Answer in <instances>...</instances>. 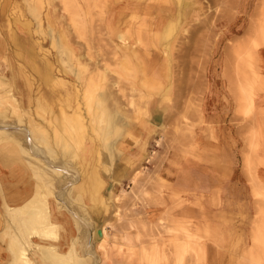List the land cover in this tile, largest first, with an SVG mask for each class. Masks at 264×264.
<instances>
[{"label": "rangeland", "instance_id": "1", "mask_svg": "<svg viewBox=\"0 0 264 264\" xmlns=\"http://www.w3.org/2000/svg\"><path fill=\"white\" fill-rule=\"evenodd\" d=\"M146 1L154 6L150 9L153 13L150 17L135 15L124 20L122 12L131 11L135 5L146 6V2L114 0L106 7L107 3L103 0H0V15H6L4 19L0 17V30L3 29L0 38L10 42L8 51L24 53L22 58L6 55L0 60V130L7 131L4 136L6 141H3L7 142V146L20 141L21 145L14 147L21 153L22 149L26 150V136L28 133L30 136L31 132L35 148L31 145L30 149L33 156L40 160L42 169L35 171L28 159L23 157L29 162L36 180L44 186V195L54 198L56 193V196L63 195L62 201H65L68 189L83 176L81 160L84 150L92 146L99 155L104 151L111 156L125 136L129 117L133 114L147 116L151 107L160 106L157 101H151V97L137 92L138 88L129 85L130 80L119 72L132 66L130 59L124 56L131 52V48L144 54L138 57L147 58L157 70L167 64L175 85L187 75L185 80L188 85L172 89V93L182 94L181 103L173 93L171 103L162 104L168 114L175 117L157 135L155 146L186 145L192 128L189 117L199 109V100L206 91L208 81L206 69L212 63L222 71L223 92L236 103L233 110L239 116L237 122L255 128L259 124L260 106L255 100L264 93V0H186L193 2V7L188 16L175 25L176 28L170 20H162L158 16V7L164 6V3ZM172 5L177 9L175 4ZM159 23L169 26L159 33ZM119 33H124L123 39L117 37ZM15 42L21 47L15 48ZM70 52L74 55L71 56ZM34 61L40 69H43V63L50 64V84L39 80L32 71H28V75L32 74L28 76L29 80L19 79L13 84V76L6 71L11 63L21 62L25 66ZM84 64L88 65L87 69L83 68ZM142 64L144 67L147 65L146 62ZM16 73L20 74L19 71ZM241 89H245L247 97ZM77 104L81 108L79 113L76 112ZM92 109L93 113L89 114ZM161 109L154 108L153 111L165 113ZM159 120L153 118L151 121L160 127ZM249 132L251 134L252 131ZM46 167L57 168V172L54 170L47 174ZM251 178L258 202V223L253 234V246L242 257L240 264H264L261 260L264 259V248L259 258V246L255 243L261 238L264 245V185L254 174ZM48 185L54 194L46 192ZM110 193L113 198L112 192H108V200ZM38 196L33 198L34 203L39 200ZM12 216L13 211L4 216L9 224L0 235V240L3 243L7 240L8 243L9 257L4 264L15 262L11 252L13 248H9L12 235L21 241L17 245L28 246L26 255L35 254L30 244L34 235L43 240L54 238V232L47 235L38 230L29 234L24 232L18 224L15 225ZM43 217L50 220V211ZM166 222L167 229L163 226L165 222L157 227L140 224L147 239H156L151 240L153 244L150 248H144L145 255L164 249L163 237L167 234L172 236L169 247L173 260L175 258L172 264H197L189 261L191 258L196 260L197 253L193 246L195 237L190 234L188 226L184 223L176 225L169 219ZM33 223L35 228L43 224H38L35 219ZM89 224L94 225L93 222ZM86 233H89L88 230ZM83 261L84 264L86 259Z\"/></svg>", "mask_w": 264, "mask_h": 264}, {"label": "crops", "instance_id": "2", "mask_svg": "<svg viewBox=\"0 0 264 264\" xmlns=\"http://www.w3.org/2000/svg\"><path fill=\"white\" fill-rule=\"evenodd\" d=\"M147 3L122 12L124 20L132 17V12L150 17L153 13ZM5 16L0 15L1 19ZM168 26L159 23L157 31L160 33ZM117 37L123 39L124 33ZM4 39L0 38V60L6 55L24 56L21 51H8L10 42ZM15 46L21 47L18 42ZM130 51L124 56L132 66L119 71L130 80L129 85L151 97V101H157L160 106L154 107L155 110H165L162 104L171 103L174 95L180 102L182 94L173 91V95L172 89L188 85L187 75L175 85L167 64L157 70L147 58L138 57L144 54L132 48ZM142 62L147 63L146 67L140 65ZM23 64L11 63L6 69L13 76V84L19 79L29 80L32 74L28 75V71L50 84V64L43 63V69L35 61L31 65ZM201 75L204 77L203 69ZM205 77L206 91L199 100V109L189 117L192 128L185 146H155L157 135L175 117L167 110L161 114L151 107L147 116L131 115L125 136L111 156L104 151L99 155L92 146L87 149L82 146L83 176L71 185L62 203L47 198L50 220L57 228L54 238L43 240L34 236L32 240L43 245L54 244L62 253L74 247L86 259L84 264H172L175 261L169 250L172 236L165 234L164 249L147 256L144 248H150L151 240L156 239H147L140 228L142 223L157 227L165 222L163 226L167 229L169 219L176 225L186 224L195 237L196 260L191 258L190 262L240 264L253 246L258 223V202L251 175L264 185V93L255 100L260 106L257 127L241 125L233 110L236 103L223 92L222 71L212 63ZM153 118L161 119L160 127L152 123ZM42 186L16 147L0 146V235L9 224L4 217L9 209L22 207L37 194L44 196ZM108 192H112V200L106 197ZM100 225H108L107 236L99 242L91 240L90 234ZM89 245L92 251L87 254ZM7 247V240L5 243L0 240V264L8 260Z\"/></svg>", "mask_w": 264, "mask_h": 264}, {"label": "bare ground", "instance_id": "3", "mask_svg": "<svg viewBox=\"0 0 264 264\" xmlns=\"http://www.w3.org/2000/svg\"><path fill=\"white\" fill-rule=\"evenodd\" d=\"M103 1H105L106 3H107V6L106 7H109L110 6V4H112L113 2H114V0H103ZM141 1H143V0H141ZM145 2H147L146 0H144ZM150 1V0H149ZM152 1V0H151ZM158 2H161V3H164L165 5L163 6V5H159V7H158V9H159V11H158V16H160V18L162 19V20H170L172 23H171V25H174V27H175V25L177 26V24H178V22L181 20H183L186 16H188V11L190 10V8L191 7H193V2L192 3H189V2H187L186 0H157ZM174 3H173V2ZM216 3V2H215ZM147 4H149V3H147ZM172 4H175L176 5V8L177 9H174L173 8V5ZM154 6L153 5H150L149 4V10L151 9V8H153ZM137 9H139V8H137ZM133 11V10H132ZM151 11V10H150ZM134 12H132V16H135V14H133ZM36 16H38V15H36ZM143 16V15H142ZM145 16V15H144ZM129 17H131V15L129 16ZM146 17V16H145ZM38 18V17H37ZM125 18V17H124ZM38 19H40V18H38ZM130 19V18H129ZM140 20V19H139ZM40 22H42V21H40ZM169 23V22H168ZM41 28V27H40ZM173 28V27H172ZM176 28V27H175ZM259 28V27H258ZM130 29V28H129ZM174 29V28H173ZM133 30V29H132ZM251 30L253 31V30H255V29H252L251 28ZM250 30V31H251ZM257 30V29H256ZM13 31V30H12ZM169 31H170V29H169ZM249 31V32H250ZM139 32V31H138ZM167 32H168V30H167ZM236 32V31H235ZM171 33V32H170ZM13 34V33H12ZM168 37V36H167ZM254 40V39H253ZM36 41V40H35ZM123 41V40H122ZM242 47V46H241ZM38 48H39V46H38ZM123 48V47H122ZM67 54H68V52H67ZM70 54H71V56H73L74 55V53L73 52H70ZM33 55V54H32ZM68 56H70V55H68ZM70 56V57H71ZM71 59H73L72 57H71ZM78 59L79 58H77V61H78ZM37 60V59H36ZM39 60V59H38ZM69 61H72V60H70L69 59ZM74 61V60H73ZM75 62V61H74ZM240 62V61H239ZM245 63V62H244ZM81 65V64H80ZM143 65V64H142ZM87 64L85 65L84 64V66H83V68H85V69H87ZM239 66V65H238ZM143 67V66H142ZM34 75V74H33ZM35 76V75H34ZM249 78V77H248ZM246 79V78H245ZM250 79H252L251 77H250ZM249 79V80H250ZM118 85V84H117ZM242 86V85H241ZM243 87V86H242ZM242 91H243V94L247 97V92H245V89L243 90V89H241ZM29 91V90H28ZM246 91H247V89H246ZM30 94V93H29ZM27 98V97H26ZM52 98V97H51ZM249 98V97H248ZM10 99H12V98H10ZM23 100V99H22ZM13 101V100H12ZM24 101V100H23ZM103 101V100H102ZM14 104H15V107L17 108V104H16V100H15V98H14ZM133 104V103H132ZM78 106H76L77 107V109H76V112L77 113H79L80 112V110H81V108H80V106H79V104H77ZM91 109V108H90ZM92 112H90L89 114H92L93 113V109L91 110ZM88 114V115H89ZM37 115V114H36ZM81 118V117H80ZM78 119V118H77ZM75 121H76V119H75ZM83 123V122H82ZM82 123H80V125L82 126ZM76 124V123H75ZM79 125V126H80ZM75 126V125H74ZM76 126H77V124H76ZM86 127V126H85ZM5 128V127H4ZM37 129H39V127L37 126L36 127ZM5 129H2V130H0V146H7L6 145V143L7 142H3V141H6L5 140V137L4 136H6L7 134H6V132L7 131H4ZM10 136V135H9ZM26 137H28V142H27V145H25L26 146V150H23L22 149V153L24 154L23 156H25L27 159H28V161L30 162V165L33 167V169H35V171L36 170H38V169H42V165L40 164L41 162H40V160H38L37 158H35V156H33V152H32V150L30 149L31 148V145H33L34 147L33 148H35V144L33 143L34 142V140H33V138H32V136H31V132H30V136H29V133H28V136H26ZM21 138V137H20ZM27 139V138H26ZM30 139V140H29ZM7 140H10V139H8L7 138ZM16 140V139H15ZM14 142V141H13ZM20 141H15V145L16 146H20L21 144L19 143ZM36 142V141H35ZM39 142V141H38ZM24 143V142H23ZM47 144V143H46ZM15 145H13V146H15ZM27 147L29 148V150L27 149ZM37 149V148H36ZM34 151V150H33ZM35 155H37V154H35ZM39 159H41V158H39ZM42 161H44V160H42ZM28 162V163H29ZM44 166V165H43ZM47 169H46V172H47V174L48 173H50V172H54V170H55V172H57L56 170H57V168H55L54 170H52V169H49L48 167H46ZM45 169V168H44ZM60 171V170H59ZM143 171H145V170H143ZM65 173V172H64ZM52 174V173H51ZM59 174H61V173H59ZM50 175V174H49ZM73 176V175H72ZM73 178V177H72ZM76 179V178H75ZM73 183V182H72ZM44 187V186H43ZM48 187H49V185H48ZM52 187V186H51ZM37 188V187H36ZM50 188V187H49ZM46 188V192L50 195V194H54L55 192H53L52 191V189L50 188ZM53 192V193H52ZM65 192V191H64ZM260 193V192H259ZM55 195V199L58 201V202H60V203H62V197L61 196H63V195H58V196H56V193L54 194ZM105 195H108V193H106ZM38 198H39V200L37 201V202H33L34 200L32 199H30V201H28L26 204H24L22 207H18V208H10L9 209V211L10 212H12L13 211V216H12V219H13V222L15 223V225L16 224H18L20 227H21V229L24 231V232H27L28 234L30 233V231L31 232H33L34 231V233L36 232V230H38V232L39 231H42L41 232V234H43V235H47V234H50V233H53V232H55L56 230H57V228H56V225L55 224H53L52 223V221L51 220H46V218H44L43 216L46 214H48V202H47V198H49V196L46 194V195H44V196H41L40 195V197L38 196ZM81 198V197H80ZM109 200H111L112 199V196H111V193L109 194ZM36 199H35V201H36ZM83 208V207H82ZM7 209H8V207H7ZM70 212V211H69ZM73 212V211H72ZM72 215V214H71ZM51 216V215H50ZM45 217H47V216H45ZM73 217H74V215H73ZM36 220V222L38 223V224H42L41 226H39V227H34V223H33V220ZM50 219V218H49ZM79 220V219H78ZM133 220V219H132ZM18 222V223H17ZM37 223H35L36 225H37ZM127 223V222H126ZM133 223H135V222H133ZM108 224V223H107ZM35 225V226H36ZM9 227H11V225H8ZM17 226V225H16ZM108 225H106V227H107ZM105 226H98V227H96V229H95V232L94 233H91L90 235H91V240L92 239H94V240H96V241H101V240H104L105 239V237L107 236V231H106V228ZM19 228V227H18ZM55 228H56V230H55ZM109 228V227H108ZM7 230H8V228H7ZM98 230H101V232H102V237H101V239H98ZM109 231V230H108ZM111 231V230H110ZM20 232V231H19ZM14 233V232H13ZM110 233V232H109ZM15 234V233H14ZM33 234V233H32ZM160 234H162L161 232H160ZM27 235V234H26ZM88 235V234H87ZM86 235V236H87ZM13 236V238H11L12 239V241H10V245H9V248L11 249V248H13L12 250H11V252H12V254H13V256L15 257V262L13 263V264H17V263H20L21 261L23 262V261H25L27 264H83V257H81L80 255H79V251L77 252V251H75L74 250V247H73V249H72V247H71V249L72 250H70V252H68V253H62V252H60L59 250H58V247L56 246V245H54V244H38V243H35L34 242V240H32L31 239V241H30V244H31V246H32V249H34V251H35V254H28V255H26V251H28V246H27V248H25V247H20L19 245H17V244H19V241H17L16 240V237H14V235H12ZM17 236V235H16ZM20 236V235H19ZM32 236V235H31ZM35 236V235H34ZM33 236V237H34ZM84 236V235H83ZM26 237V236H25ZM36 237V236H35ZM19 238V237H18ZM42 238H43V236H42ZM263 238V237H262ZM21 239H22V237H21ZM26 239H30V237L29 238H26ZM26 239H24V240H26ZM264 239V238H263ZM87 240H90V239H87ZM256 242V244H258V246H259V250H260V252L259 253H257V255L258 256H260L259 258H261V253H262V248H264V245H263V243H262V240H261V238L260 239H256L255 240ZM21 242V241H20ZM264 242V241H263ZM27 243V242H26ZM89 243H90V241H89ZM103 243V242H102ZM105 243V242H104ZM103 243V244H104ZM22 244V243H21ZM20 244V245H21ZM72 244V243H71ZM91 244V243H90ZM26 245V244H25ZM24 245V246H25ZM19 246V247H18ZM22 246V245H21ZM86 249V248H85ZM91 249H90V245L87 247V249H86V252H87V254H90L91 253ZM94 255V254H93ZM256 255V256H257ZM85 256V255H84ZM129 256V255H128ZM37 257V258H36ZM263 258V257H262ZM261 260H263L264 261V259H261ZM10 264H12V263H10ZM23 264H24V262H23Z\"/></svg>", "mask_w": 264, "mask_h": 264}, {"label": "water", "instance_id": "4", "mask_svg": "<svg viewBox=\"0 0 264 264\" xmlns=\"http://www.w3.org/2000/svg\"><path fill=\"white\" fill-rule=\"evenodd\" d=\"M97 233H98V235H97V236H98V239H101V237H102V232H101V230H98Z\"/></svg>", "mask_w": 264, "mask_h": 264}]
</instances>
